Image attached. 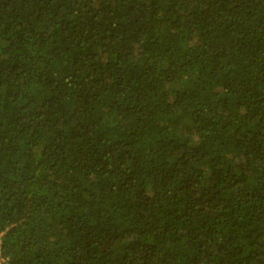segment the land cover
Instances as JSON below:
<instances>
[{
    "label": "trees",
    "instance_id": "1",
    "mask_svg": "<svg viewBox=\"0 0 264 264\" xmlns=\"http://www.w3.org/2000/svg\"><path fill=\"white\" fill-rule=\"evenodd\" d=\"M0 264H264V0H0Z\"/></svg>",
    "mask_w": 264,
    "mask_h": 264
}]
</instances>
